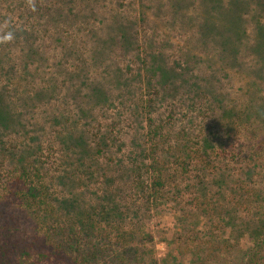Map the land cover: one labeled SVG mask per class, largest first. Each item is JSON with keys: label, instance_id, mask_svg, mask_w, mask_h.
Listing matches in <instances>:
<instances>
[{"label": "trees", "instance_id": "obj_1", "mask_svg": "<svg viewBox=\"0 0 264 264\" xmlns=\"http://www.w3.org/2000/svg\"><path fill=\"white\" fill-rule=\"evenodd\" d=\"M116 1L0 0V264H264V0Z\"/></svg>", "mask_w": 264, "mask_h": 264}, {"label": "rangeland", "instance_id": "obj_2", "mask_svg": "<svg viewBox=\"0 0 264 264\" xmlns=\"http://www.w3.org/2000/svg\"><path fill=\"white\" fill-rule=\"evenodd\" d=\"M112 3L114 5H117V1L116 0H112ZM107 15V13H106ZM173 36L175 35L176 38H175V41L178 37V33H175V32H172ZM174 36V37H175ZM112 113L115 112V110H111ZM132 120V119H131ZM130 123V122H129ZM132 126L135 128V123L132 122ZM132 130V129H131ZM128 135L132 136V131H130V129L128 130ZM134 136V135H133ZM132 136V137H133ZM129 140V139H128ZM126 140V141H128ZM114 156L116 157V154H114ZM75 193V195H80V194H83L84 191L82 190V188H76V189H71L69 192H62L61 195L59 196V199H68L70 198L69 196L71 194ZM101 194V193H100ZM92 198V195H89V194H86V200L88 202V200ZM102 205V204H101ZM104 205L106 207H108V204L105 202ZM173 218L170 217V216H165L164 218L160 219L159 217H154L149 223H148V226L147 228L149 230H152V231H155V232H160L159 235H162L163 237H166L165 240H161L158 238V240H155V243L157 244L156 246V255H157V259L160 260V262L164 259L167 260V262H169V264H190L189 261H190V257L189 255H186L185 257L184 256H180L181 253L183 252L180 251L178 252V257H177V260L175 262L172 263V260L169 259V257L167 258V252H168V248L165 244H162V243H159V241H170L172 238V230H173ZM174 232V230H173ZM161 237V236H160ZM162 238V237H161ZM179 245H176L174 246L173 248H177ZM165 260V261H166ZM182 261V262H181Z\"/></svg>", "mask_w": 264, "mask_h": 264}, {"label": "clouds", "instance_id": "obj_3", "mask_svg": "<svg viewBox=\"0 0 264 264\" xmlns=\"http://www.w3.org/2000/svg\"><path fill=\"white\" fill-rule=\"evenodd\" d=\"M28 8L32 12L37 11L35 0H26ZM16 40V30L13 27L11 17H7L0 23V45L11 44Z\"/></svg>", "mask_w": 264, "mask_h": 264}]
</instances>
